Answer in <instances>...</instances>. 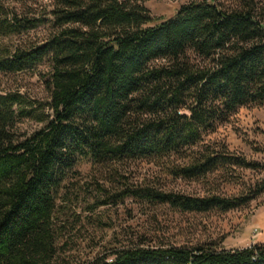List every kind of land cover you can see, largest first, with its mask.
Wrapping results in <instances>:
<instances>
[{"label": "trees", "instance_id": "trees-1", "mask_svg": "<svg viewBox=\"0 0 264 264\" xmlns=\"http://www.w3.org/2000/svg\"><path fill=\"white\" fill-rule=\"evenodd\" d=\"M52 1L51 32L41 43L0 41V71L47 62L49 93L48 112L19 93H0V264H264L263 243L129 245L70 261L59 253L55 228L69 174L83 160L111 174L125 161L148 158L190 179L230 164L252 166L204 138L238 108L264 107V10L255 0L229 8L194 0L145 26L154 21L146 0ZM43 22L0 6V37ZM18 118L44 125L19 138ZM121 194L201 213L254 198L150 187Z\"/></svg>", "mask_w": 264, "mask_h": 264}, {"label": "rangeland", "instance_id": "rangeland-1", "mask_svg": "<svg viewBox=\"0 0 264 264\" xmlns=\"http://www.w3.org/2000/svg\"><path fill=\"white\" fill-rule=\"evenodd\" d=\"M194 0H146L154 25L175 16L178 9ZM264 10V0H255ZM233 7L238 0H216ZM2 11L45 22L21 35L0 37L11 46L41 43L51 32L52 0H0ZM47 62L17 72L0 71V93H19L24 100L48 112L49 93L45 77ZM44 123L18 118L19 138L43 127ZM204 141L224 145L232 156L252 166L226 165L198 178H175L166 166L152 159L128 160L117 172L94 168L80 161L69 174L58 202L55 228L60 255L70 261H86L129 245L200 243L219 248H244L264 242V107L246 105L234 111L227 121ZM115 173V174H114ZM150 187L156 191L190 196L219 195L229 198L253 196L245 205L222 212H183L169 204L123 196L127 188ZM260 190V191H259ZM259 234L253 237V230Z\"/></svg>", "mask_w": 264, "mask_h": 264}, {"label": "built area", "instance_id": "built-area-1", "mask_svg": "<svg viewBox=\"0 0 264 264\" xmlns=\"http://www.w3.org/2000/svg\"><path fill=\"white\" fill-rule=\"evenodd\" d=\"M259 234L258 230L257 229H254L253 230V237H257Z\"/></svg>", "mask_w": 264, "mask_h": 264}, {"label": "crops", "instance_id": "crops-1", "mask_svg": "<svg viewBox=\"0 0 264 264\" xmlns=\"http://www.w3.org/2000/svg\"><path fill=\"white\" fill-rule=\"evenodd\" d=\"M263 244H264V242H263Z\"/></svg>", "mask_w": 264, "mask_h": 264}]
</instances>
